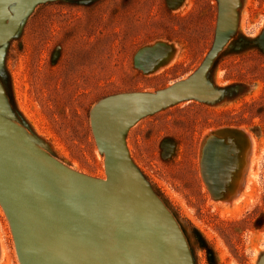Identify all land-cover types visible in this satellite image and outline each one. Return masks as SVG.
Wrapping results in <instances>:
<instances>
[{"label":"rangeland","instance_id":"1","mask_svg":"<svg viewBox=\"0 0 264 264\" xmlns=\"http://www.w3.org/2000/svg\"><path fill=\"white\" fill-rule=\"evenodd\" d=\"M220 10V0L41 1L2 47L0 113L67 167L105 179L92 109L192 75L213 49ZM235 14L234 34L206 73L213 96L162 107L123 133L132 173L171 217L190 264L264 259V0H237ZM158 41L173 44L174 56L145 73L135 60ZM212 132L233 137L218 156L227 149L238 162L220 199L203 177L201 153ZM0 264H21L1 202Z\"/></svg>","mask_w":264,"mask_h":264},{"label":"water","instance_id":"2","mask_svg":"<svg viewBox=\"0 0 264 264\" xmlns=\"http://www.w3.org/2000/svg\"><path fill=\"white\" fill-rule=\"evenodd\" d=\"M41 1L0 0V55ZM230 1L220 0L216 41L192 75L157 92L105 98L92 109L93 131L105 153V179L65 167L0 113V202L10 220L21 264H190L185 240L171 217L135 180L123 133L139 117L162 107L213 96L216 89L206 73L236 29L237 0ZM144 50L150 53L143 60L136 59L135 65L149 73L170 60L176 49L158 41ZM228 132L241 134L238 129ZM210 135L213 148L218 138L216 133ZM208 151L204 149L205 154ZM203 177L214 198L225 196L224 181L219 187L204 172Z\"/></svg>","mask_w":264,"mask_h":264},{"label":"bare ground","instance_id":"3","mask_svg":"<svg viewBox=\"0 0 264 264\" xmlns=\"http://www.w3.org/2000/svg\"><path fill=\"white\" fill-rule=\"evenodd\" d=\"M183 6V5H182ZM234 34V33H233ZM163 43V42H162ZM151 49V48H150ZM156 51V53H158L157 51L158 50H155ZM145 52H147V51H145L144 50V53ZM149 53H150V50H149ZM138 56V55H137ZM138 60V59H137ZM163 65V64H162ZM146 67H148V66H146ZM162 67V66H161ZM160 67V68H161ZM7 117V116H6ZM9 118V117H8ZM11 121H13L14 123H16L20 128H22V126L17 122V121H15L14 119H12V118H9ZM23 129V128H22ZM24 131L26 130V129H23ZM26 132H28L27 130H26ZM26 135H27V137L29 138V140L39 149V150H41V151H43V152H45L46 154H48L49 156H51L54 160H56V161H58L59 163H61L62 165H64L62 162H60L57 158H55L54 156H52L48 151H46L44 148H42L38 143H36V142H34L30 137H29V135L30 134H28V133H26ZM223 137V136H222ZM211 141H212V136L211 135H208V138H207V140H206V143L207 144H210L211 143ZM228 141V140H227ZM232 141V140H231ZM230 142V141H229ZM217 143V142H216ZM216 143H214L213 144V147L216 145ZM234 144V143H233ZM205 146H206V144H205ZM210 147V146H209ZM211 148V147H210ZM214 149V148H213ZM249 153H250V151H249ZM211 155V154H210ZM209 155V157H203V162H204V164L203 165H205V167L204 168H206L205 170H206V172H204L205 174H206V178L207 179H209V177H210V179H211V177H212V175L214 174V172L215 171H217L216 172V177L215 178H213V179H211V184H213V185H219V187H221V185H222V183H223V181L226 183V179H225V176L221 173V171L223 170V168L224 167H226V165H227V163H226V161H224V160H221V159H215V157L214 158H212V156H210ZM250 155V154H249ZM247 156V155H246ZM249 157V156H248ZM248 159V158H247ZM212 161V162H211ZM247 164V163H246ZM65 167H67L66 165H64ZM245 167V166H244ZM69 168V167H68ZM70 169H72V168H70ZM246 169V168H245ZM72 170H74V169H72ZM203 170V169H202ZM208 170V171H207ZM236 170H238V169H236ZM245 171V170H244ZM207 172H210V174H208ZM137 177V176H136ZM136 180V179H135ZM206 180V179H205ZM239 189V188H238ZM238 189H236V190H238ZM239 192V191H238ZM234 196H235V194H234Z\"/></svg>","mask_w":264,"mask_h":264},{"label":"flooded vegetation","instance_id":"4","mask_svg":"<svg viewBox=\"0 0 264 264\" xmlns=\"http://www.w3.org/2000/svg\"><path fill=\"white\" fill-rule=\"evenodd\" d=\"M232 128H229V129H227V132L228 131H230ZM217 138H218V140H217V143H216V145L212 148L211 146H210V144H207V143H205L206 144V146L204 145L203 146V148H202V155H201V159H202V157H209V155L210 156H212V158H214L215 157V159H221V160H224V161H226V163H227V165H226V167H224L223 168V170L221 171V173L224 175V176H230V174H232V172H233V170L235 169V168H237L238 167V162L235 160L234 161V159H233V156L231 155V154H229L228 153V150L227 149H224L225 150V158H221L220 156H218L220 153H222L223 152V148L224 147H228L229 145H230V142L229 141H227L226 139H225V137H221V136H218V134H217ZM232 138L233 137H229L228 139L230 140H232ZM211 148H210V147ZM218 146H222L223 148H221L220 150H218ZM204 149L206 150H208L209 149V151L207 152V154H205V152H204ZM217 157V158H216ZM201 162V161H200ZM212 162V161H211ZM242 167H243V163H242ZM202 165H201V171H202ZM208 171V170H207ZM208 173V172H207ZM226 186L228 187V180H227V182H226Z\"/></svg>","mask_w":264,"mask_h":264},{"label":"crops","instance_id":"5","mask_svg":"<svg viewBox=\"0 0 264 264\" xmlns=\"http://www.w3.org/2000/svg\"><path fill=\"white\" fill-rule=\"evenodd\" d=\"M163 43H165V44H168V43H166V42H163ZM155 45V44H154ZM154 45H153V47H154ZM170 45V44H169ZM152 46H151V48H153ZM170 60H168V61H166L163 65H162V67H164L168 62H169ZM161 67V68H162ZM160 69V68H159Z\"/></svg>","mask_w":264,"mask_h":264}]
</instances>
